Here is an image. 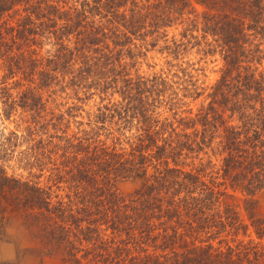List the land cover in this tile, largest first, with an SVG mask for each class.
<instances>
[{
	"label": "trees",
	"instance_id": "obj_1",
	"mask_svg": "<svg viewBox=\"0 0 264 264\" xmlns=\"http://www.w3.org/2000/svg\"><path fill=\"white\" fill-rule=\"evenodd\" d=\"M197 2L207 9L204 40L214 39L226 65L206 112L196 119L176 114L171 121L162 119L159 98L146 95L148 82L134 83L123 61L133 54L135 40L155 36L154 47L161 39L168 43L176 24L188 22L192 29L184 42L173 39L165 50L179 58L200 42L193 34L197 20L184 19L192 0H0L3 114L11 119L20 106L32 116L25 136L1 134L0 161H11L27 145L20 153L26 168L43 175L51 165V175L69 186L54 203L42 176H9L1 164L0 239L19 220L38 250L66 264H264L261 242L239 240L251 229L264 240L256 201L264 191V73L255 68L264 62V0ZM47 45L57 51L42 58ZM60 74L86 94H122L127 105L106 107L101 121H137L141 134L128 147L121 139L109 145L98 134H50L49 121L42 123V94ZM183 74L193 78L187 70ZM18 76L16 87L28 86L20 100L7 86ZM189 85L196 93V84ZM211 147L223 165L221 176L207 181L204 170L188 169L186 162ZM124 183L137 189L124 195ZM236 195L244 197L250 223L226 201Z\"/></svg>",
	"mask_w": 264,
	"mask_h": 264
},
{
	"label": "rangeland",
	"instance_id": "obj_2",
	"mask_svg": "<svg viewBox=\"0 0 264 264\" xmlns=\"http://www.w3.org/2000/svg\"><path fill=\"white\" fill-rule=\"evenodd\" d=\"M192 5V10L188 11L189 14L184 19L197 20L198 28L193 34L199 38L201 45L197 40L193 41L188 50L182 52L179 58H176L170 51L165 50L167 46L173 47V39L177 43L184 42L183 36L188 30L192 29L188 22L184 25L176 24L168 30V43L166 39H161L159 44L154 47L152 43L154 39H158L155 36H149L145 41L135 40L134 44L137 47H130L133 54L123 61L124 64L129 65L130 78L134 83L139 80L148 82L149 88L146 87V95L150 97L151 101L159 98L158 100L163 103V106L159 109L162 119L168 118L171 121H174L173 118L176 114H178V119H196L201 110L206 112L204 110L208 108L213 100L211 96L223 75L226 65L221 48L216 47L214 39L209 36L204 40L205 22L203 17L207 9L199 4L197 0H192ZM188 34H191V32H188ZM209 44H212L213 47L210 48ZM56 51V48L47 45L40 51V56L47 58L49 52L54 55ZM255 68H258V74L264 73V62ZM186 70L191 73L193 78L184 76L183 72ZM6 74L1 66L0 136L1 134L9 136L11 132H17L19 136H25L32 119L31 113L18 106L11 119H7L3 114L4 99L2 98L1 89L6 86L3 84ZM154 79H157L158 83L152 82ZM19 80H21V76L9 80L7 83L13 97L17 100H20V95L28 88V86L23 88L22 85L16 87L15 84ZM191 81L196 84V93L192 90L193 87L189 85ZM68 82V76H65L64 79L60 74L59 80H56L50 89L43 91L44 93L40 92L43 93V98L47 103V109L42 113L44 118L42 123L45 124L49 121L50 134L71 138H82L88 134L91 136L98 134L100 139L106 141L109 145L115 142L114 139H121L119 143L123 147H128L129 140L141 134L139 132L140 125L137 121L126 123L124 120H120L119 117H109L107 121L105 120L107 123L101 121V113L105 112L106 107L127 105L128 100H125L122 94L115 93L112 89L105 94L98 93L95 90L86 94L82 90L69 87ZM123 86L124 83H121L120 88ZM151 87L155 88V91L150 89ZM188 89H190V92H187ZM89 94L93 96L87 97ZM170 105L174 109L172 112L169 110ZM199 129H202L201 126H199ZM188 132L191 133L193 130ZM110 133L112 134L110 135ZM27 147V145L21 146L11 161H0V165H4L9 176L30 177L32 175L31 178L33 179L42 176L39 181L51 190L54 203L61 198H65L69 192V186L65 183H58L55 179L56 176L51 175V172H49L53 168L51 165L42 175L39 170L31 172L29 168H26L20 162V153ZM210 162H212L211 165ZM186 164L189 165L188 169L204 170L203 174L206 180L211 181L221 176L219 172L223 165V157L214 154L211 147L201 153L199 159L188 160ZM136 189L137 185L134 183H124L119 186L120 192L124 195H129ZM236 197L238 199H226V201L238 206L246 223H250L248 214L245 211L244 197L241 195H236ZM256 201L258 212L264 217V191L257 195ZM251 239L261 242L264 246V240L260 241L253 229L250 230L248 237L241 235L239 238L240 241L245 242ZM40 248L24 229L21 221H12L8 227L7 237L3 240L0 239V264H66L61 256L46 255L44 251L38 250Z\"/></svg>",
	"mask_w": 264,
	"mask_h": 264
}]
</instances>
